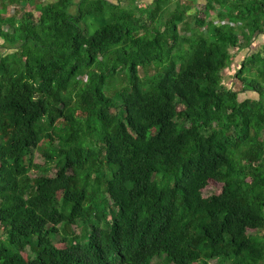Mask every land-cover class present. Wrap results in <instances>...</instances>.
I'll return each mask as SVG.
<instances>
[{"label":"trees","instance_id":"1","mask_svg":"<svg viewBox=\"0 0 264 264\" xmlns=\"http://www.w3.org/2000/svg\"><path fill=\"white\" fill-rule=\"evenodd\" d=\"M46 1L0 0V264H264V0Z\"/></svg>","mask_w":264,"mask_h":264},{"label":"rangeland","instance_id":"2","mask_svg":"<svg viewBox=\"0 0 264 264\" xmlns=\"http://www.w3.org/2000/svg\"><path fill=\"white\" fill-rule=\"evenodd\" d=\"M181 1H185V0H181ZM47 2H49V0H47L46 3ZM197 2H198L199 7L202 8L205 5L206 0H197ZM215 17L216 16H214V18ZM0 43H1V41H0ZM259 49H260V45L258 44L257 51ZM246 55H248V52H246V49L242 50V52L237 53L235 55L236 57H234V59H233L232 64L230 65V67L225 70V72L223 74L224 75V84L227 87H231V88L236 89L237 91H240L239 89H241L242 84H241V82H237L238 80L236 78V73L240 70L242 63L246 60V58H245ZM243 56H244L245 59L243 58ZM241 61H243V62L240 63ZM238 65L240 66V68H239ZM246 65L247 66H246V70H245L244 76H249L250 77L249 64L247 63ZM240 96H241L240 100L244 99L245 97L257 98V94L253 93V92H246V93H244V94H242ZM35 161L40 163V164H44L45 158H44V156H43L41 151H38ZM222 187H223L222 184L212 181L210 183V185L208 186L207 190H206L205 196L212 195V194H220L221 191H222ZM72 228L74 229L76 234L80 235L81 232H83L81 227H79L78 225H73ZM261 234H262V236H264V230L261 232ZM61 237H62V229H61L60 235L58 236V241H57V245L59 247H62V246L65 245L64 241H61ZM5 244L9 247V244L7 242H5ZM28 253H31V249H28L27 251L23 252V255L27 256ZM211 264H218V263H216L215 261H211Z\"/></svg>","mask_w":264,"mask_h":264},{"label":"crops","instance_id":"3","mask_svg":"<svg viewBox=\"0 0 264 264\" xmlns=\"http://www.w3.org/2000/svg\"><path fill=\"white\" fill-rule=\"evenodd\" d=\"M214 17V16H213ZM258 44L260 45V48L264 45V33H262V34H258V35H256V37L254 38V40H253V42L250 44V46L248 47V48H246V52H248V55H246L245 56V58L246 57H249L250 55H252V54H256L258 51H257V46H258ZM239 52H242V51H236V54L237 53H239ZM235 54V55H236ZM234 57H236V56H234ZM243 58H244V56H243ZM244 58V59H245ZM243 59V60H244ZM243 61H241L240 63H242ZM239 63V64H240ZM239 66V65H238ZM239 68H240V66H239ZM228 69V68H227ZM236 78H237V73H236ZM238 80V79H237ZM237 82H240L239 80L237 81ZM231 88V87H230ZM234 89V88H233ZM242 87H241V89H239L240 91H242ZM234 90H236V89H234ZM237 91V90H236ZM246 93V92H245ZM244 94V93H243ZM242 95V94H241ZM241 97V96H240ZM245 98H249V97H245ZM244 98V99H245ZM244 99H242V100H244Z\"/></svg>","mask_w":264,"mask_h":264},{"label":"built area","instance_id":"4","mask_svg":"<svg viewBox=\"0 0 264 264\" xmlns=\"http://www.w3.org/2000/svg\"><path fill=\"white\" fill-rule=\"evenodd\" d=\"M220 25H221V26H228L229 24H228V22H226V21H220Z\"/></svg>","mask_w":264,"mask_h":264}]
</instances>
